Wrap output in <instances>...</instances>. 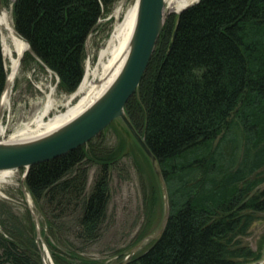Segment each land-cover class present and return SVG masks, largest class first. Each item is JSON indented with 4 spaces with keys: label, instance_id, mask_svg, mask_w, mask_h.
Returning a JSON list of instances; mask_svg holds the SVG:
<instances>
[{
    "label": "trees",
    "instance_id": "obj_1",
    "mask_svg": "<svg viewBox=\"0 0 264 264\" xmlns=\"http://www.w3.org/2000/svg\"><path fill=\"white\" fill-rule=\"evenodd\" d=\"M116 1L15 0V29L31 46L23 63L40 61L61 91L74 93L86 71L87 40ZM1 37L0 27V103L7 80ZM125 110L157 158L170 216L159 238L120 264L260 260L243 238L264 212V0H200L169 18ZM98 137L26 176L54 264H101L85 255L103 238L111 170L127 142L112 149ZM135 141L155 189L144 195L147 211L164 192ZM27 220L28 227L0 201V264H44L30 210Z\"/></svg>",
    "mask_w": 264,
    "mask_h": 264
},
{
    "label": "rangeland",
    "instance_id": "obj_2",
    "mask_svg": "<svg viewBox=\"0 0 264 264\" xmlns=\"http://www.w3.org/2000/svg\"><path fill=\"white\" fill-rule=\"evenodd\" d=\"M8 0L3 3L4 9L13 19V2ZM3 2V1H2ZM136 0H117L110 13L104 14L97 28L91 33L86 43L85 70L90 69L91 74L95 70L101 71L99 65L100 52L106 47L116 25L124 19L129 8L134 6ZM167 5V4H166ZM166 11V10H165ZM179 14L170 13L169 18L176 20ZM167 19V20H168ZM15 27V26H14ZM9 60H5L7 76ZM85 71V73H86ZM94 76H90L93 80ZM96 80V79H95ZM98 83V82H97ZM76 92V91H75ZM74 93H66L59 88V79L50 69L43 66L39 61H26L21 63L19 75L13 85L10 96V106L3 114L2 122L6 129L5 135L0 137V143L11 144L9 139L23 123H26L45 110L46 96L53 93L55 105L49 116L66 112L68 106H73L79 98L72 99ZM72 99V100H71ZM49 117L46 119L48 120ZM100 142L107 148H118L121 141L127 142L125 154L117 161L111 170L110 190L111 202L108 211V221L105 225L102 240L95 246L88 249L85 256L101 262V264H120L128 260L130 256L143 251L149 246L158 232L162 229L165 215L164 194H158L156 204L144 210V195L153 192L152 179L148 166L142 152L122 121L113 122L98 137ZM152 163V162H151ZM96 168L91 170L89 184L92 185ZM143 173V180L138 171ZM14 176L8 182L0 183V201H8L15 215L28 227L27 210L33 214L37 242L43 248L45 236L48 235V228L44 218L35 211V205L27 201L28 190L23 183L25 181L26 169H15ZM261 186V188H263ZM29 193V192H28ZM32 198V197H31ZM40 226H38V223ZM30 225V224H29ZM147 230V235L142 236ZM41 236H39V232ZM244 243L253 251L260 253L258 261H251L248 264H264V212L258 215V219L251 226L248 234L243 238ZM44 245V246H43ZM43 248L41 251L43 252ZM45 260L51 264L53 260L46 248ZM54 263V262H53Z\"/></svg>",
    "mask_w": 264,
    "mask_h": 264
},
{
    "label": "water",
    "instance_id": "obj_3",
    "mask_svg": "<svg viewBox=\"0 0 264 264\" xmlns=\"http://www.w3.org/2000/svg\"><path fill=\"white\" fill-rule=\"evenodd\" d=\"M199 2L200 0L185 7L178 14L181 15L186 9ZM165 9L166 0H138L137 21L130 53L120 74L109 89L90 108L51 134L23 144L0 143V171L23 168L26 169V179L32 166L50 161L73 150L82 148L84 145L100 136L113 122L120 120L150 158L152 166L162 182L165 215L162 229L155 237L152 236L150 239L159 238L164 232L170 216L167 185L159 168L157 158L131 123L125 109L130 99L137 92L148 70L157 42L170 14L165 11ZM3 11V2L0 0V16ZM18 35L23 38L19 33ZM26 42L28 43L29 51H31L29 42L27 40ZM23 186L25 188V181ZM26 193L27 201L30 207H32L33 200L31 195L28 192ZM37 223L38 226H40L39 222ZM38 233L39 236H41L40 231ZM40 239L41 237L39 241H37L38 243ZM46 248L44 247L42 252L44 264H47L44 254ZM48 254L50 256L49 251Z\"/></svg>",
    "mask_w": 264,
    "mask_h": 264
},
{
    "label": "bare ground",
    "instance_id": "obj_4",
    "mask_svg": "<svg viewBox=\"0 0 264 264\" xmlns=\"http://www.w3.org/2000/svg\"><path fill=\"white\" fill-rule=\"evenodd\" d=\"M196 1L198 0H166L167 5L165 10L168 13L178 14L185 7ZM137 12L138 0H136L134 6L128 9L124 19L116 25L106 47L100 52L99 65L101 71L95 70L92 74L90 69L86 71L79 88L72 97V99L79 98L78 102L73 106L69 105L66 112L49 116L54 108L55 100L53 93H48L44 112L36 118L23 123L22 126L11 135L9 139L11 144L28 143L55 132L78 117L103 96L116 80L126 63L131 49L133 34L135 32ZM0 24L3 54L5 60H9V64L7 65L8 76L6 86L0 103L1 137L6 133V129L2 122L3 114L10 106V96L13 85L20 72L22 58L30 51L26 40L18 35L13 25L11 14L6 9H4L0 16ZM91 75L94 76L93 80H90ZM47 117H49L48 120L46 119ZM13 171L14 170L0 171V183L8 182L14 176ZM48 264L50 263L48 262ZM51 264L54 263L52 262Z\"/></svg>",
    "mask_w": 264,
    "mask_h": 264
}]
</instances>
